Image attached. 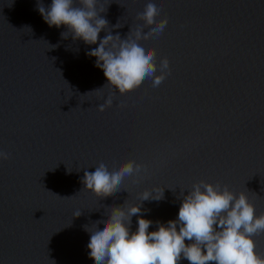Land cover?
I'll return each mask as SVG.
<instances>
[{
  "label": "water",
  "instance_id": "1",
  "mask_svg": "<svg viewBox=\"0 0 264 264\" xmlns=\"http://www.w3.org/2000/svg\"><path fill=\"white\" fill-rule=\"evenodd\" d=\"M148 2L98 0L105 31L124 39ZM152 2L168 23L141 43L157 65L168 59L170 75L157 88L146 80L122 96L112 90L100 112L108 89L92 91L106 80L86 55L98 44L61 39L65 28L48 27L38 0H0V152L9 157L0 160V264H95L86 229L153 188L164 192L141 202L149 232L176 219L180 197L201 180L264 213V0ZM130 160L142 165L137 183L126 177L104 199L82 191L85 171ZM252 239L264 257V234Z\"/></svg>",
  "mask_w": 264,
  "mask_h": 264
},
{
  "label": "clouds",
  "instance_id": "2",
  "mask_svg": "<svg viewBox=\"0 0 264 264\" xmlns=\"http://www.w3.org/2000/svg\"><path fill=\"white\" fill-rule=\"evenodd\" d=\"M97 5L98 0H51L46 8L38 0L37 11L49 28H65L61 39L71 36L73 42L81 41L86 46L98 44L86 55L95 59V67L102 70L106 80L103 87L92 91L107 87V98L97 108L103 112L112 106V90L122 96L146 80L157 88L170 75L168 59H161L157 65L155 50L141 43L158 38L168 21L156 19L161 9L149 0L137 14L141 23L134 31L130 28L121 39L118 34L113 36L105 31L108 21L101 13L106 10L98 9ZM101 31L106 34L98 40ZM8 158L7 153L0 152V160ZM141 171L142 165L132 160L111 169L100 162L95 171L84 172L82 191L97 199L107 198L122 190L126 177L137 183ZM163 192L161 188L145 190L138 196V207L126 206L125 201L121 206L111 207L107 219L87 228L89 259L95 264H180L182 259L189 264H264V257L255 252L252 239L264 234V213L256 216L254 206L243 193L234 194L227 185L201 180L180 197L176 219L166 223L156 221V230L149 232L154 222L142 218L141 202L160 201ZM73 215L79 217L81 212ZM133 216L137 217L134 232L130 231Z\"/></svg>",
  "mask_w": 264,
  "mask_h": 264
}]
</instances>
